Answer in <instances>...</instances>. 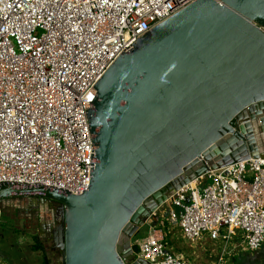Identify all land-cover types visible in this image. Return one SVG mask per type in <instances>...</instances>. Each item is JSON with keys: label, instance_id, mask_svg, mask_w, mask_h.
Returning <instances> with one entry per match:
<instances>
[{"label": "water", "instance_id": "obj_1", "mask_svg": "<svg viewBox=\"0 0 264 264\" xmlns=\"http://www.w3.org/2000/svg\"><path fill=\"white\" fill-rule=\"evenodd\" d=\"M264 0H199L123 54L88 112L96 165L76 196L0 185V201L59 204L62 264H148L133 240L209 171L264 157Z\"/></svg>", "mask_w": 264, "mask_h": 264}, {"label": "built area", "instance_id": "obj_2", "mask_svg": "<svg viewBox=\"0 0 264 264\" xmlns=\"http://www.w3.org/2000/svg\"><path fill=\"white\" fill-rule=\"evenodd\" d=\"M197 1L0 0V185L87 191L97 162L88 118L97 84ZM166 204L169 225L193 246L208 243L214 264L254 254L264 246V157L209 171ZM167 238L164 222L150 227L133 242L134 259L190 264Z\"/></svg>", "mask_w": 264, "mask_h": 264}, {"label": "rangeland", "instance_id": "obj_3", "mask_svg": "<svg viewBox=\"0 0 264 264\" xmlns=\"http://www.w3.org/2000/svg\"><path fill=\"white\" fill-rule=\"evenodd\" d=\"M168 211H170V205L165 204L160 212L149 220V224L141 230V234L133 242L144 238L152 226H157L162 222L168 226V222L166 221ZM37 215L46 218V220H51L53 217L48 208H42L34 213L27 211L21 199L11 198V200L0 201V258L5 263L42 264V258L45 253L50 259L51 264H62L60 257H53L49 251H33L35 245L34 237L43 239V236L38 232L40 226L36 224L37 219L35 217ZM29 216H34V218L26 220ZM167 231L170 249L176 254L183 255L190 264H214L216 262L215 255L217 252L216 250H212V253H210L208 251V243L202 246H193L183 239L179 228H173L169 225ZM12 254L14 256L25 255L26 261L11 260L10 256ZM233 264H264V246L254 254H240Z\"/></svg>", "mask_w": 264, "mask_h": 264}, {"label": "flooded vegetation", "instance_id": "obj_4", "mask_svg": "<svg viewBox=\"0 0 264 264\" xmlns=\"http://www.w3.org/2000/svg\"><path fill=\"white\" fill-rule=\"evenodd\" d=\"M14 199V198H13ZM21 199L23 204L26 206L27 211L35 212L39 211L42 208H48L49 212L52 213V219L46 220V218L37 215V223L39 228V233L43 236V239L36 237L42 244L44 250L49 251V253L55 257L60 256L61 251L59 248L55 247L54 242V231L60 227L62 222V216L59 214V204L56 202L43 201L40 198L26 197V198H15ZM11 200V199H10ZM6 201V200H5ZM34 216H29L26 220H32Z\"/></svg>", "mask_w": 264, "mask_h": 264}, {"label": "trees", "instance_id": "obj_5", "mask_svg": "<svg viewBox=\"0 0 264 264\" xmlns=\"http://www.w3.org/2000/svg\"><path fill=\"white\" fill-rule=\"evenodd\" d=\"M166 223H164V227H165V229L167 230L168 229V226H169V223H168V226H166L165 225ZM167 233H168V231H167ZM168 240H167V242L169 243V234H168V238H167ZM34 241H35V245H34V247H33V251H43L44 250V248H43V246H42V244H41V242L36 238V237H34ZM134 250L136 251L137 250V248L136 247H134ZM237 258V257H236ZM236 258H234V260H233V263H234V261H235V259ZM42 264H51V261H50V259L47 257V255L44 253V255H43V258H42Z\"/></svg>", "mask_w": 264, "mask_h": 264}, {"label": "crops", "instance_id": "obj_6", "mask_svg": "<svg viewBox=\"0 0 264 264\" xmlns=\"http://www.w3.org/2000/svg\"><path fill=\"white\" fill-rule=\"evenodd\" d=\"M140 234H141V232H140ZM10 259L11 260H13V261H17V260H21V261H23V262H25L26 261V257H25V255H18V256H14L13 254H12V256H10ZM12 264H16L15 262H11ZM8 264H10V263H8Z\"/></svg>", "mask_w": 264, "mask_h": 264}]
</instances>
